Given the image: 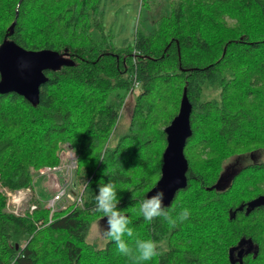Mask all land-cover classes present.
<instances>
[{
	"label": "trees",
	"instance_id": "obj_1",
	"mask_svg": "<svg viewBox=\"0 0 264 264\" xmlns=\"http://www.w3.org/2000/svg\"><path fill=\"white\" fill-rule=\"evenodd\" d=\"M166 1L152 31L116 47L103 0H0V45L7 38L73 61L45 71L37 105L0 94V264H132L109 238L101 248L88 239L94 222L106 224L95 211L101 180L116 185L136 238L165 242L143 264H264V205L244 208L264 196V0ZM184 94L188 185L165 208L173 218L191 214L173 227L163 217L146 221L140 204L161 177L165 128ZM64 143L77 155L83 206L51 221L43 204L32 216L8 212L3 189L36 183Z\"/></svg>",
	"mask_w": 264,
	"mask_h": 264
},
{
	"label": "water",
	"instance_id": "obj_2",
	"mask_svg": "<svg viewBox=\"0 0 264 264\" xmlns=\"http://www.w3.org/2000/svg\"><path fill=\"white\" fill-rule=\"evenodd\" d=\"M15 24L16 21L10 26L8 36L13 34ZM72 64L73 61L65 54L52 50H26L6 38L0 45V94L14 92L37 105L40 88L47 81L45 71H55ZM191 112V103L184 94L177 116L165 128L167 146L163 152L161 177L146 195L147 198L163 191L165 207L172 204L177 192L184 189L188 183L186 177L188 161L184 148L192 134ZM263 205L264 196H259L249 204V209L253 210Z\"/></svg>",
	"mask_w": 264,
	"mask_h": 264
},
{
	"label": "clouds",
	"instance_id": "obj_3",
	"mask_svg": "<svg viewBox=\"0 0 264 264\" xmlns=\"http://www.w3.org/2000/svg\"><path fill=\"white\" fill-rule=\"evenodd\" d=\"M95 211L102 213L106 218L107 227L103 229V235L114 241L120 254L127 256L132 264H143L158 256V249L165 247V242L157 243L154 240H141L136 238L134 231L129 224L131 221L118 207L120 199L118 198L116 185L109 180L105 183L103 180L99 182L98 193L95 197ZM164 192L159 191L154 195L145 198L140 204V212L144 219L148 222L153 221L157 217H163L169 225L175 227L177 221L183 222L190 216L189 209H183L176 218H173L170 212L164 206ZM133 238L135 248L126 242L124 237Z\"/></svg>",
	"mask_w": 264,
	"mask_h": 264
},
{
	"label": "rangeland",
	"instance_id": "obj_4",
	"mask_svg": "<svg viewBox=\"0 0 264 264\" xmlns=\"http://www.w3.org/2000/svg\"><path fill=\"white\" fill-rule=\"evenodd\" d=\"M144 2L145 0H103L102 11L104 14V24L106 26V31L111 32L113 34V43L116 47H121L129 43H132L137 30H143L146 32L152 31L155 21L161 15L169 12V6L166 0H147L146 2L147 6ZM206 91L207 93L205 97L211 98L216 96V93L214 91L212 90H206ZM137 92H138V88L133 93H131V95ZM129 101L131 100L130 99L126 100V103L124 104L125 106L123 105L122 107L121 114L125 110L129 109L130 107ZM125 114L123 115L124 117L127 116ZM124 119L125 118H123V120ZM66 145L72 148V146L69 143H64L62 144V147L58 152V154L64 149ZM72 150L74 151L73 148ZM59 158L60 155H58V159ZM241 162L242 164H244L247 162V160H241ZM227 165H229V162L225 166ZM43 184L44 182L42 181V185H41V180L38 179L36 180V183L34 181L32 187H36L37 191L40 194L43 193L44 195L46 191L43 187ZM82 187H83L82 179L76 177L74 181L73 189L79 191L82 189ZM4 190H9V189H3V191ZM42 198L45 197L42 196ZM105 226H106L105 223L98 220L94 222L91 227V231L88 239L92 243H94V245L98 248L104 247L107 242V238L103 235V229L106 228Z\"/></svg>",
	"mask_w": 264,
	"mask_h": 264
},
{
	"label": "built area",
	"instance_id": "obj_5",
	"mask_svg": "<svg viewBox=\"0 0 264 264\" xmlns=\"http://www.w3.org/2000/svg\"><path fill=\"white\" fill-rule=\"evenodd\" d=\"M59 155L60 161L56 166L44 167L35 173V180L40 179L41 185L42 181L44 182L43 187L49 197L42 198L43 193L40 194L36 187H26L14 191L4 190L8 212L18 217L32 216L43 204L49 211V220L51 221L53 215L58 211L67 210L70 206H83L84 188L82 187L79 191L73 189L78 167L77 156L67 145Z\"/></svg>",
	"mask_w": 264,
	"mask_h": 264
},
{
	"label": "flooded vegetation",
	"instance_id": "obj_6",
	"mask_svg": "<svg viewBox=\"0 0 264 264\" xmlns=\"http://www.w3.org/2000/svg\"><path fill=\"white\" fill-rule=\"evenodd\" d=\"M242 164V163H241ZM256 198H258V197H256ZM256 198H254V199H256ZM253 199V200H254ZM253 200H251V201H253ZM251 201H248V202H246V206H244V208H248V205H249V203L251 202ZM249 248H250V246L249 245H243L241 248H239V250L237 251V255L239 256V257H243V255L245 254V251L246 250H249Z\"/></svg>",
	"mask_w": 264,
	"mask_h": 264
},
{
	"label": "bare ground",
	"instance_id": "obj_7",
	"mask_svg": "<svg viewBox=\"0 0 264 264\" xmlns=\"http://www.w3.org/2000/svg\"><path fill=\"white\" fill-rule=\"evenodd\" d=\"M47 80H48V78H47ZM134 91H135V90H134V88H133L132 91H131L130 93H133ZM62 151H63V150H62ZM62 151H61V152H62ZM61 152H60V153H61ZM60 153H59V154H60ZM59 154H58V155H59ZM187 185H188V183H187ZM28 187H32V186H28ZM25 188H26V187H25ZM185 188H186V187H185ZM22 189H23V188H22ZM43 197L47 198V197H49V195H47V193L45 192V194L43 195ZM254 200H255V199H254ZM254 200H253V201H254ZM253 201H251V202H253ZM251 202H250V203H251ZM250 203H249V204H250ZM259 207H260V206H259ZM239 208H240V207H239ZM239 208H238V209H239ZM256 208H257V207H256ZM247 211H248V212H247ZM247 211H246L247 214L249 213V211H251V210L249 209V205H248Z\"/></svg>",
	"mask_w": 264,
	"mask_h": 264
}]
</instances>
